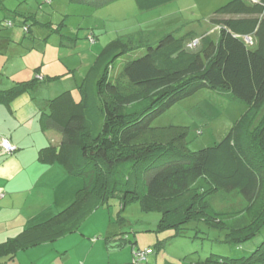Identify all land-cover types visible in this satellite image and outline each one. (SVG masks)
I'll return each instance as SVG.
<instances>
[{
  "label": "trees",
  "instance_id": "obj_1",
  "mask_svg": "<svg viewBox=\"0 0 264 264\" xmlns=\"http://www.w3.org/2000/svg\"><path fill=\"white\" fill-rule=\"evenodd\" d=\"M81 1L100 6L111 0ZM174 1L135 0L141 11ZM15 19L13 16L6 26L14 25ZM208 21V28L202 27L200 20L185 22L155 37L145 31L130 33L128 39L117 38L102 49L78 86L79 102L67 92L65 100L57 104V113H50L44 121L61 127L60 153L68 155L67 166L76 165L74 173L84 178L85 186L66 209L22 232L10 243L11 249L80 231L91 211L109 204L111 198H119L122 209L139 202L146 210L160 211L159 230H181L186 223L205 222L226 228L225 241L237 245L261 233L264 0H231L218 7ZM24 31L30 32L26 24ZM89 39L94 40V36ZM193 40L198 43L191 48ZM34 86L35 80L19 81L0 90V101L9 102ZM203 88L247 105L220 142L190 151L184 145L183 132L168 140L144 137L155 118ZM230 193H238L250 204L262 203L250 218L241 216L229 222L214 205V198L222 202ZM126 243L123 238L107 237L111 250ZM161 246L157 244L159 249ZM132 248L133 264H150L148 257L156 249L145 248L151 252L136 260L134 252L140 248ZM259 261H264V239L247 257L212 253L204 264Z\"/></svg>",
  "mask_w": 264,
  "mask_h": 264
},
{
  "label": "rangeland",
  "instance_id": "obj_2",
  "mask_svg": "<svg viewBox=\"0 0 264 264\" xmlns=\"http://www.w3.org/2000/svg\"><path fill=\"white\" fill-rule=\"evenodd\" d=\"M229 1L176 0L141 11L135 0H111L100 6L81 0H0V35L7 33L18 42L15 49L21 52V58L14 59L8 67L0 64V77L11 81L19 78L35 80L36 87L39 85L35 96L44 95L40 93L49 91V88L52 94L57 92L56 96L63 94L58 105L65 100L66 90L71 89L79 102L78 86L102 49L112 40L128 39L131 37L128 34L137 35L139 31L155 37L166 30H175L185 22L198 20L204 22L202 27L208 28L213 12ZM31 14L34 15L32 18H25ZM13 16L17 17L14 25L6 26ZM25 24L30 32L24 31ZM90 36H94V42L90 41ZM13 51L12 47L5 51L0 48V53L5 52L3 57L14 56ZM19 65L21 71H14ZM246 109L244 103L229 100L216 90L203 88L155 118L144 137L147 140H168L183 132L184 145L188 150L196 151L220 142ZM109 202L91 211L79 233H84L89 241L97 238L103 243L107 237L126 239L123 247L111 250V264L127 262L128 256L131 257L128 264H133V246L156 249L148 257L150 264H204L212 253L242 258L249 256L264 239L263 228L260 234L240 245L227 243L226 228L197 221L186 223L181 230H159L160 211L146 210L139 202L122 209L119 198H111ZM261 203L258 200L250 204L238 193L226 195L222 202L214 198V205L217 204L229 222L241 216L250 218ZM158 243L162 245L160 249ZM242 264H264V261Z\"/></svg>",
  "mask_w": 264,
  "mask_h": 264
},
{
  "label": "crops",
  "instance_id": "obj_3",
  "mask_svg": "<svg viewBox=\"0 0 264 264\" xmlns=\"http://www.w3.org/2000/svg\"><path fill=\"white\" fill-rule=\"evenodd\" d=\"M0 41L2 51L14 49L12 57H3L5 52L0 53V64L8 67L14 59L21 58V52L15 49L18 42L7 33L0 35ZM14 71L20 72L21 66ZM20 79L11 81L0 77V90H7L19 81H29ZM36 88L39 85L35 84L9 102L0 101V264H111L107 238L104 243L97 238L94 239L98 241H89L79 231L22 249L10 248V243L21 237L22 232L70 206L85 186L84 178L74 173L76 165L67 166L68 155L60 153L61 127L51 120L44 123L47 115L57 113L61 95L56 96V91L52 94L49 88L40 93L44 95L35 96ZM66 91L75 99L73 90ZM4 138L17 146L15 153L3 151ZM127 259L122 264H128L131 257Z\"/></svg>",
  "mask_w": 264,
  "mask_h": 264
},
{
  "label": "built area",
  "instance_id": "obj_4",
  "mask_svg": "<svg viewBox=\"0 0 264 264\" xmlns=\"http://www.w3.org/2000/svg\"><path fill=\"white\" fill-rule=\"evenodd\" d=\"M91 41L94 42L93 39ZM197 43H198V40H193L191 43H189V47L193 48L197 45ZM1 146H2L3 151L8 154H12L17 150V146L14 145L10 140L6 138L2 139ZM150 252H151L150 249H143V250L138 249L134 252L135 259L136 260L144 259L146 255H148Z\"/></svg>",
  "mask_w": 264,
  "mask_h": 264
}]
</instances>
